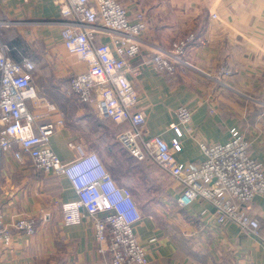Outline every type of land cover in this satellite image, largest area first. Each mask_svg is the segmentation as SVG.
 Masks as SVG:
<instances>
[{
	"label": "crops",
	"instance_id": "1",
	"mask_svg": "<svg viewBox=\"0 0 264 264\" xmlns=\"http://www.w3.org/2000/svg\"><path fill=\"white\" fill-rule=\"evenodd\" d=\"M120 1L130 15L143 12L147 22L139 36L140 54L130 60L126 73L137 93L135 108L144 115L146 135L169 142L175 110L185 105L192 113L182 127L183 147L174 154L176 161L199 162L198 142H224L231 128L249 140L248 154L264 161V0ZM211 10L217 18L211 17ZM5 20L10 24L0 26V40L8 46L9 57L18 62L27 56L35 64L34 98L28 107L37 114V123L57 118L48 103L63 113V125L50 136V147L63 161L94 151L114 180L131 191L142 213L133 232L146 250L148 264H264L262 237L231 222L208 227L209 204L197 199L179 206L177 183L153 163L135 159L116 140V130L123 125L109 120L103 106L97 116L89 105L65 95L69 78L87 66L67 50L72 27L67 3L0 0V21ZM190 31L195 34L186 55L190 67L167 76L145 62L147 55L168 49L176 37ZM97 40L109 42L110 36L102 34ZM157 186L160 205L151 192ZM76 199L65 176L43 173L25 152L23 162L13 151L0 154L5 224L24 215L36 220L33 234L14 233L0 264H103L90 219L63 222L61 204ZM250 213L258 216L263 236L264 196L253 200Z\"/></svg>",
	"mask_w": 264,
	"mask_h": 264
},
{
	"label": "built area",
	"instance_id": "2",
	"mask_svg": "<svg viewBox=\"0 0 264 264\" xmlns=\"http://www.w3.org/2000/svg\"><path fill=\"white\" fill-rule=\"evenodd\" d=\"M54 1L70 7L72 27L67 50L87 63L85 70L69 78L65 95L89 105L97 116L103 106L109 120L122 124L116 140L135 159L153 163L177 183L175 201L179 206L187 207L201 199L210 206L208 227L220 228L231 222L264 240L258 216L250 213L253 200L264 196V161L248 154L250 142L240 130L231 128L224 142H198L202 158L197 163L174 158L183 147L182 127L191 118L187 106L176 108V120L170 124L174 136L169 142L160 135H146L144 115L135 108L137 93L126 75L130 60L141 51L139 36L147 27L143 12L130 15L120 0ZM210 15L217 18L214 10ZM9 24L0 21V26ZM102 34L110 36L109 42L97 40ZM194 40L193 31L178 36L168 49L147 55L145 62L156 72L171 76L192 65L186 55ZM8 51L0 40V154L13 151L15 159L23 162L25 152L38 170L68 179L77 199L61 205L63 222L68 225L86 216L90 219L95 251L103 257V264H148L146 250L133 232L142 213L131 191L114 180L94 151L82 152L69 161L59 158L49 139L63 125V113L48 103V111H55L57 118L37 123V114L27 105L34 98L35 64L27 56L16 62ZM15 145L19 150H14ZM68 145L75 148L72 142ZM35 230L33 216H20L5 224L0 209V263L14 233L31 235Z\"/></svg>",
	"mask_w": 264,
	"mask_h": 264
},
{
	"label": "rangeland",
	"instance_id": "3",
	"mask_svg": "<svg viewBox=\"0 0 264 264\" xmlns=\"http://www.w3.org/2000/svg\"><path fill=\"white\" fill-rule=\"evenodd\" d=\"M27 105L29 106V102H27ZM108 123V122H107ZM114 128V126H112V125H110V128ZM116 128L117 127H115L114 129L116 130ZM115 147L116 148H118V146H117V144H115ZM118 150H121V149H118ZM160 187L159 186H157V188L156 189H151V192H152V194H154V196H153V199L154 200H156L157 201V203H155V204H159L160 205V201H159V196H160ZM153 191H155V192H153ZM153 200V201H154ZM159 201V202H158ZM62 205V204H61Z\"/></svg>",
	"mask_w": 264,
	"mask_h": 264
},
{
	"label": "trees",
	"instance_id": "4",
	"mask_svg": "<svg viewBox=\"0 0 264 264\" xmlns=\"http://www.w3.org/2000/svg\"><path fill=\"white\" fill-rule=\"evenodd\" d=\"M119 129H121L120 127L117 128L116 132L119 131ZM147 162V160H143V161H140V162Z\"/></svg>",
	"mask_w": 264,
	"mask_h": 264
}]
</instances>
